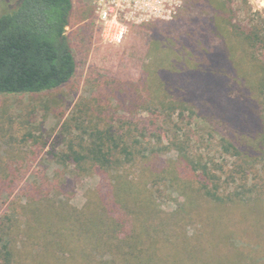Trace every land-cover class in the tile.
<instances>
[{"label":"trees","instance_id":"trees-1","mask_svg":"<svg viewBox=\"0 0 264 264\" xmlns=\"http://www.w3.org/2000/svg\"><path fill=\"white\" fill-rule=\"evenodd\" d=\"M72 11V0H0V94L49 93L73 79L77 64L65 36ZM151 26V63L136 82L113 89L114 113L128 118L108 111L105 128L96 123L81 136L84 123L78 113L79 136L63 139L58 151L55 144L51 148L59 166L82 174L96 168L104 175L85 211L70 220L57 219L61 213L51 206L35 208L45 253L56 246L63 250L62 243L69 250L70 242L86 247L102 240L111 254L122 256L101 264H149L161 248L177 250L182 244L193 249L203 240L200 234H214L217 245L210 240L211 252L228 254L240 264H264V232L256 237L258 248L249 251L250 244L236 241L237 231L232 233L226 220L237 209L251 212L264 203L249 194L246 175L251 165L264 163V22L250 28L234 22L228 0H185L173 21ZM143 114L148 116L144 121ZM195 128L219 135L221 149L234 158L231 169L191 155L188 143ZM164 132L170 134L165 144ZM210 166L218 171L212 174ZM220 181L226 186L221 191ZM173 194L178 201L167 214L160 198ZM174 217L195 219L201 226L191 237H159L165 221ZM238 218L253 231L247 211ZM55 225L61 229L54 230ZM1 232L0 264H14L17 243ZM50 237L62 243L53 245ZM143 246L152 254L144 257ZM82 264L92 263L87 256Z\"/></svg>","mask_w":264,"mask_h":264},{"label":"rangeland","instance_id":"rangeland-1","mask_svg":"<svg viewBox=\"0 0 264 264\" xmlns=\"http://www.w3.org/2000/svg\"><path fill=\"white\" fill-rule=\"evenodd\" d=\"M228 1L234 22L248 28L264 22V0ZM72 2L73 11L65 36L77 64L73 79L66 86L49 93L0 94V236L4 237V232H1L4 230L13 244L17 243L13 247L14 264H82V260H86L87 256L92 264H101L116 255L122 256V253L115 251L113 252L116 255L111 254L109 249L104 247L102 240L89 242L86 247L80 241L70 242L71 246L67 250L66 244L55 237H50L53 245L62 243L60 245L63 250L56 246L49 251L50 254L45 253V241L43 237L39 238L44 229L37 226L34 213L36 207L47 205L61 213L62 218L56 217L57 219L70 220L72 214L77 215L85 211L104 175L103 170L88 168L89 170L82 174L75 171L74 167L59 166L51 154V148L55 144L58 151L62 148L63 144L60 143L63 139L79 136V121L74 120L78 113H81L83 120L80 121L84 123L85 132H82L81 136L94 130L93 125L96 123L100 130L105 128L108 124L106 112L114 113L116 106L113 100L114 87H127L128 83L136 82L144 65H149L152 60V57H147L151 44L152 23L130 28L120 44L112 45L103 39L100 28L96 26L90 0ZM171 21L173 19L166 22ZM258 55L263 54L259 52ZM114 114L116 118H128L123 112ZM142 118V121L148 118L147 114H143ZM91 119L93 124H87ZM150 122L154 123L155 128L160 127L161 123L153 120ZM164 127L166 126H163L164 131H168ZM208 132L203 128H195L190 132V137L194 139L188 143L191 155L196 160H213L217 166H223L225 171L231 169L234 158L221 149L219 135H208ZM165 133L164 144L170 141V134ZM172 155L175 153L170 152L168 157ZM211 167L212 174L218 171ZM246 175L252 189L249 194L254 193L253 197L264 202V163L259 161L251 165ZM222 183H216L219 185V191L226 188ZM259 190L262 191V196H259ZM177 199V194L161 197V211L168 214L170 208H175ZM255 208L256 210L251 212L249 207L237 209L234 215L226 217L230 222L229 230L232 233L237 231L236 241L243 240L244 242L240 241L241 244H250L249 251L258 248L256 237L264 232V203L260 202ZM245 211L249 213L253 231L249 224L238 220ZM183 216L186 217L184 214ZM210 221L211 219L208 222ZM178 222L180 226H177ZM165 223L166 226L159 236L163 239L179 235L191 237L201 226L198 220L190 218L182 221L181 218L174 217ZM55 229H61V226L55 225ZM201 235L198 237L203 240L197 242L193 249H189V245L184 248L180 244L177 250L161 248V254L153 252L155 256H151L149 264H240L237 259L228 257V254L219 255L209 250V243L214 239V234L210 237ZM217 238L215 242L212 241L214 246L217 245ZM75 247L76 252H69ZM141 248L146 251L144 257L152 254L147 246ZM46 254L49 258L43 257Z\"/></svg>","mask_w":264,"mask_h":264},{"label":"built area","instance_id":"built-area-1","mask_svg":"<svg viewBox=\"0 0 264 264\" xmlns=\"http://www.w3.org/2000/svg\"><path fill=\"white\" fill-rule=\"evenodd\" d=\"M96 26L109 44H120L130 28L172 20L184 0H90Z\"/></svg>","mask_w":264,"mask_h":264}]
</instances>
